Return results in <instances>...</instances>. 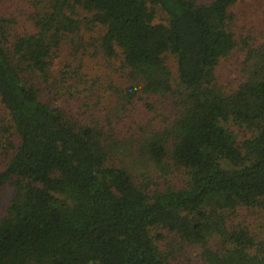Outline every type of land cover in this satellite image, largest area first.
I'll use <instances>...</instances> for the list:
<instances>
[{
  "label": "trees",
  "instance_id": "16d2710c",
  "mask_svg": "<svg viewBox=\"0 0 264 264\" xmlns=\"http://www.w3.org/2000/svg\"><path fill=\"white\" fill-rule=\"evenodd\" d=\"M202 1L0 0V189H15L0 264H173L159 230L203 264H264L263 243L235 222L264 207V43L238 39L242 0ZM65 48L120 60L123 108L169 104L135 156L183 169L186 186L139 184L109 127L73 110L69 87L86 83L83 64L55 68ZM235 51L227 90L219 69Z\"/></svg>",
  "mask_w": 264,
  "mask_h": 264
},
{
  "label": "rangeland",
  "instance_id": "374dc122",
  "mask_svg": "<svg viewBox=\"0 0 264 264\" xmlns=\"http://www.w3.org/2000/svg\"><path fill=\"white\" fill-rule=\"evenodd\" d=\"M210 0H203L208 3ZM233 11L236 14L234 30L239 40L248 39L252 46L264 43V0H242ZM242 48V45H241ZM63 56L55 62V68L64 69L69 63H75L78 74L83 77L86 84L77 82L69 87L76 100L75 108L78 114L84 115L87 120L96 119L101 124H106L115 140V144L122 146V161L134 166L130 169L139 184L154 192L167 188H182L186 186V172L175 167L171 162L159 170L144 157H136L137 144L140 139L150 131L164 125V121L172 115V109L166 101L156 100L151 111L144 110L142 104L123 108L117 99L118 93L126 86V75L121 70L120 60L112 63H104L99 56H82L81 53L70 56V50L65 48ZM243 51H235L231 58L225 60L220 69L221 83L228 88H234L238 83L240 64ZM170 67L175 73L174 65ZM91 79V80H87ZM100 80V82L98 81ZM88 98L89 106L80 107ZM64 100L72 99L68 94ZM112 107L110 111L108 108ZM107 111V112H106ZM105 112V113H104ZM104 113V114H102ZM102 114V115H101ZM100 115V116H99ZM110 120V121H109ZM111 126H110V125ZM166 125V124H165ZM8 163V155L0 154V171L4 170ZM136 172V173H135ZM15 194L12 185L7 184L0 189V221L7 215L11 199ZM235 222L250 228L255 237L264 245V207L243 210L235 216ZM162 249L171 253L173 264H203L199 257L197 247L182 245L173 233L159 230L157 232Z\"/></svg>",
  "mask_w": 264,
  "mask_h": 264
}]
</instances>
